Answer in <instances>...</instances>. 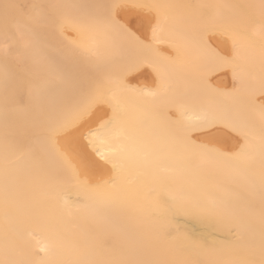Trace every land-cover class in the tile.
I'll return each instance as SVG.
<instances>
[{"label": "bare ground", "instance_id": "obj_1", "mask_svg": "<svg viewBox=\"0 0 264 264\" xmlns=\"http://www.w3.org/2000/svg\"><path fill=\"white\" fill-rule=\"evenodd\" d=\"M5 4L17 6L7 29ZM6 74L22 86L7 105V146L0 93V259H260L262 212L225 215L213 208L226 202L219 195L201 199L199 181L212 176L217 193L220 177L249 185L228 168L201 170V151L180 146L191 138L236 152L245 169L244 159L263 152L242 136L264 126L261 0H0V80ZM98 89L119 114L86 138L101 113L75 121ZM61 112L65 130L53 138L49 124ZM5 154L18 161L7 177Z\"/></svg>", "mask_w": 264, "mask_h": 264}, {"label": "snow or ice", "instance_id": "obj_2", "mask_svg": "<svg viewBox=\"0 0 264 264\" xmlns=\"http://www.w3.org/2000/svg\"><path fill=\"white\" fill-rule=\"evenodd\" d=\"M5 12L3 15V23L5 29H7L8 24L11 20L8 9L17 7L14 4H5ZM154 7H163L162 5H156ZM261 8L264 9V0H261ZM69 23H74V21H68ZM22 85L12 80L7 74L0 80V93H2V98L5 104V114L3 117L4 121V142L7 146L12 137V130L14 128L13 122L9 120L7 113V105L9 103L10 98L13 93ZM88 100L90 103L88 106L80 108L78 111V116L75 121V126L80 127L89 121H92L93 115L96 112H100L101 114L97 116L96 121H93V126L87 128L84 136H98V134L102 133L103 129L108 125L116 123L117 115L119 114L118 107H113L111 100L107 98V94L101 90H97L94 94L89 95ZM112 108L113 114L110 116L108 114V109ZM63 112L59 115L53 117L49 124V132L52 134L53 138H58V136L65 130L64 125L62 123ZM102 138V137H100ZM89 143H93V141H89ZM181 150H186L187 148H195L201 151V154L206 157L208 163L216 168V169H224L228 168L234 174L239 176L245 183H247L253 189L256 188L255 183V173L250 170L245 169L238 159L234 156H229L224 154L219 149L213 148L208 145H195L191 142V138L185 141L181 146ZM99 151V150H97ZM104 157L101 156V159ZM18 161L12 160L9 158L7 154H5L3 158V168L5 176L7 177L12 170H14L17 166ZM259 192L261 193V202H262V220H264V152L261 153V158L259 160ZM213 208L220 211L225 215H236L239 212H252L253 208L251 205H240L234 204L231 202H221L216 203L213 202ZM40 251L48 252L49 249L46 246H40ZM260 259L257 260H249L244 262V264H264V240H262L260 245ZM0 264H34L32 261L28 260H10V259H0ZM138 264H160V262L153 261H141ZM233 264H237V262H233Z\"/></svg>", "mask_w": 264, "mask_h": 264}, {"label": "rangeland", "instance_id": "obj_3", "mask_svg": "<svg viewBox=\"0 0 264 264\" xmlns=\"http://www.w3.org/2000/svg\"><path fill=\"white\" fill-rule=\"evenodd\" d=\"M141 22L142 23H140L141 24L140 27L143 28L144 26L142 24H144V23H143V21H141ZM146 24L149 25V23L147 21H145L144 25H146ZM222 73H223V71H222ZM236 127H239V129H240V125H236ZM248 127L251 129L250 133H248L250 135H248V134L244 135L243 134L242 136H244V138L246 137L247 139L251 138L252 142L255 145H258L259 148H262L263 152H264V126L261 125V124H258V123L256 124L254 122L252 125H248ZM219 128L220 127L218 126V129ZM216 129H217V127H216ZM225 129L226 130H224V128H223L222 131H224L225 134L230 135L233 138H239V136H237V135L242 134L240 132H237V134H236L235 133L236 131H233V132L231 131V133L233 134L232 135L229 132H227V130L230 131L229 129H227V128H225ZM252 135H254V137ZM235 136H237V137H235ZM252 138H254V139H252ZM211 147H213V146L211 145ZM234 153H236V152H234ZM234 153L231 152L230 154H226V155L234 156L240 162V160H241L240 154H237V153L234 154ZM261 153L256 154L255 156L254 155L250 156V157L244 159L245 161H243V162H246V165H247L246 169L250 170L253 173H255L254 179L256 177H259V160L261 158ZM195 155L197 156L198 154L195 153ZM202 157H204V156H202ZM204 158L206 159V157H204ZM202 169H205V170H208V171L209 170H215L218 173H223V169L220 170V169H216V168L212 167L208 163V161L205 163V165H203V167H201V170ZM212 178H213L212 176L207 175L205 177L204 181H202V180L199 181V187H200V190H201V195L200 196H201V199L204 202L208 201V197L209 196H213L214 197L215 195H219V197L222 200L226 201V202H227V200L229 202L247 201L246 204L247 205H252V208H253L254 212H259V211L262 212L261 193L259 192V187H258L259 183L257 184L255 189H253L250 186L244 188L243 187L244 185H242V184L238 186V185L233 184V183H227V180L225 179V177H220L219 186L223 187V189H222L221 193H217L215 190H213V192L209 190L210 186L212 185V182L215 179V178H213V179ZM204 184H206V185H204ZM215 184H216V182H215ZM206 193H208V194L206 195ZM239 195H241V196H239ZM239 197H240V199H239ZM253 214L256 217V214L255 213H253Z\"/></svg>", "mask_w": 264, "mask_h": 264}]
</instances>
